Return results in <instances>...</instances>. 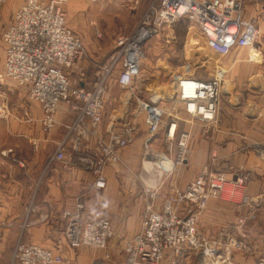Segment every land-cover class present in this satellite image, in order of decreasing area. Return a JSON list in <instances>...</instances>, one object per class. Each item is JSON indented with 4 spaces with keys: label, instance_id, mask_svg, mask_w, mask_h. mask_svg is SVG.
<instances>
[{
    "label": "built area",
    "instance_id": "1",
    "mask_svg": "<svg viewBox=\"0 0 264 264\" xmlns=\"http://www.w3.org/2000/svg\"><path fill=\"white\" fill-rule=\"evenodd\" d=\"M67 1L24 0L3 34L5 73L26 87L31 98L40 103L44 131L51 132L61 124L57 117L61 102L70 106L74 118L65 137L58 141L50 161L91 171L96 190L107 187L106 166L121 159L123 150L134 142L137 133L134 124L117 126L108 135L101 130L106 108L116 102L107 97L106 89V83L114 79L108 77L113 76L116 69L115 80L119 86L131 89L142 75L147 42L163 28L184 18L196 24L208 46L223 56L238 47L256 48L260 34L256 20L245 16L248 0H156L131 33L117 37L114 54L109 62L95 70V80L92 87H88L85 85L88 72L84 67H78L75 78L72 75L87 49L81 36L67 23L64 10ZM4 2L6 0H0V3ZM225 73L226 70L221 68L212 77L204 78L177 72L172 76L170 91L162 93L159 87L153 89L151 86L145 87L143 96L135 95L138 111L145 117L147 147L165 127L164 138L169 149L177 141L181 147L178 161H183L189 133H179L180 124L198 121L209 127L216 121ZM89 140L95 142L98 156L85 154V143ZM34 143L38 147L39 140ZM13 152V148H7L2 154L8 156ZM161 157L160 169L172 171L174 162L171 158L167 154ZM249 178L248 171L228 177L225 172L206 168L186 187L173 188L160 209L155 206L158 192L153 184L146 182L141 228L125 242L124 264H162L167 257L170 264H238L236 254H253L256 249L248 240L245 227L249 221L258 220L254 206L214 238H206L199 231V220L209 201L223 199L226 185H231L229 192L233 196L237 190L242 192ZM242 199L245 201V196ZM64 217L65 236L70 247H107L112 235L111 220L91 214L81 197L73 211L64 212ZM64 263L62 254L23 240L16 243L10 261V264ZM257 264H264V256Z\"/></svg>",
    "mask_w": 264,
    "mask_h": 264
},
{
    "label": "crops",
    "instance_id": "2",
    "mask_svg": "<svg viewBox=\"0 0 264 264\" xmlns=\"http://www.w3.org/2000/svg\"><path fill=\"white\" fill-rule=\"evenodd\" d=\"M253 7L263 8L264 5L248 2L245 6L246 17L257 19L255 15L248 16V9ZM259 16L264 14L260 13ZM13 18L14 15L5 28ZM256 23L260 34L255 49L261 51L262 59L252 60L253 52L247 47L234 48L228 55L217 59V68L226 70L217 104V119L209 127L202 123L191 125L189 122H181L179 133H189L188 144L192 147L190 156H193V168L187 171L181 186L174 183L167 189L170 192L172 188L186 187L194 177L210 167L226 172L229 177L239 171L250 172V178L242 189L247 202L240 205V208L244 210L242 213H247L254 206L262 212L263 218L255 225H246L248 240L255 246L256 251L242 257L236 254L239 264H257L264 256V229L261 226L264 223V17L258 18ZM168 27L174 35L175 41L171 49L176 56L180 54L178 45L182 43L181 40L185 43L189 38L188 42L192 43L190 45L196 46L198 40L204 38L199 27L186 18ZM160 32L147 42L146 47L154 46L150 44L152 40L161 39ZM166 38V41H170L168 35ZM205 54L212 56V52L205 51ZM95 61L98 59L91 52H86L85 58L79 60V64L87 69L88 81L95 77ZM151 74L154 75L143 64L142 75L135 80L131 89L121 88L115 80L119 90L123 91L115 96L111 94V86L109 87L107 97L114 98L116 102L114 108H106L101 127L104 135L121 125L139 124L142 129H147L144 114L138 111L135 95L143 96L146 93L144 84L158 78L151 77ZM92 84L93 81L85 82L88 87H92ZM2 108L0 109L3 110ZM41 117L40 106L33 108V117L30 120L33 125L26 128L31 124L14 122L12 126L17 132L14 134L17 135H11L10 120L6 121L4 114L0 113V264H10L19 240L62 254L65 257L64 264H92L101 259V251L107 250L108 246L70 247L65 236L64 212L73 211L77 199L81 197L91 214L111 220V237L128 240L141 228L146 204L145 184L142 185L141 182L139 187L131 178V181L124 179L121 183L115 176L111 163L105 168L107 187L96 190L93 187L94 175L91 171L68 167L64 162L50 161L58 141L65 137L74 112L68 104L61 102L57 109L61 124L51 132L43 130ZM164 134L165 127L161 128L151 143L156 151L164 148ZM137 139L142 140L140 136ZM36 140H39L37 149L34 146ZM51 143L55 149L48 151L46 148ZM10 147L14 152L4 156L2 151ZM84 148L85 154L94 157L99 155L93 140L87 141ZM190 156L182 161L183 165ZM146 180L152 184L150 180ZM164 195L159 196L156 209L161 208L166 196ZM228 203L223 199L209 201L199 220V231L202 235L214 238L236 219L233 204ZM220 227L222 228L219 229Z\"/></svg>",
    "mask_w": 264,
    "mask_h": 264
},
{
    "label": "rangeland",
    "instance_id": "3",
    "mask_svg": "<svg viewBox=\"0 0 264 264\" xmlns=\"http://www.w3.org/2000/svg\"><path fill=\"white\" fill-rule=\"evenodd\" d=\"M154 1L156 0H68L64 4V10L66 13L68 25L79 36H81L83 44L87 48V52H91L93 57L98 59V61H95V63L97 64L95 69L97 70L98 68H100V66L109 62L110 57L112 56V54H114L117 37L122 34L131 33L135 26L139 23L142 15L147 12ZM23 2L24 0H6V2L0 3V106L2 105L3 107L0 108L4 110L3 111L0 109V113L4 114V118L6 121L10 120L11 130L9 133L11 135H17L14 134L17 132L13 129L12 126L14 122H16L17 124H20L21 122L25 124H31L26 126V128H29L33 125L32 122H30L31 117H33V108L40 106V108L42 109L40 103L31 98L30 93L26 87L20 85L16 80L8 77L5 73L4 61L6 46L3 39V34L6 30V25L11 21L12 16L15 15L16 10L20 7V5H22ZM248 2L255 5H264L263 1H259L258 3L254 0H248L245 6L248 4ZM263 10L264 7H259L257 9L256 7H253L251 9L249 8L248 11L250 13L248 16L255 15L257 19L260 17H264L259 16L260 13L262 15L264 14ZM164 30L165 28H163L161 30L162 32H160L162 33L160 35L161 39L152 40L150 43L157 47H145L147 57L143 61V64H145V68L150 73L154 74H151V77L158 78H156L154 81L149 80L144 84V87L150 88L151 86H153V89L159 87V91L165 93L171 90V80L174 73L179 72L183 74H194L196 76L202 75L211 77L216 73L218 69H221L217 68L219 62V60L217 59L223 56L208 47L207 40L205 38H203V40H198L199 43L196 46L190 45L192 43L188 42L189 38L185 43L183 42V40H181L182 43L178 45L180 54L176 56L172 53L171 49L172 43L175 41L173 32L170 30V27L166 28V31ZM167 35L170 37V41H166L168 40L166 38ZM205 51L212 52V56L205 54ZM259 52L260 53L258 57H260L261 55L260 50ZM261 59L262 58L260 57L259 60H252L260 61ZM119 66L120 64L117 67ZM78 67L85 68L83 64H78L77 68L72 71L73 78H75L74 76H77ZM215 67L217 68L216 70L213 69ZM85 70L87 71L86 68ZM117 74L118 69L115 70L113 76L111 75L108 77V79H114H110L108 83H106V89L108 90L111 86V94L115 96L120 95L123 92L121 91L122 89L119 90L118 86L116 85L115 77ZM88 78L89 75L87 77V80ZM94 80L95 77L90 81ZM166 105H168L167 102ZM114 107L115 103L110 106L109 109ZM193 123L196 124L200 122H190L191 125ZM136 127L137 133L134 142H132L123 150L121 159L117 163H112L111 165L114 167L115 176L120 179V182L124 179L130 180L131 178L136 181V183H138L139 187H141V182L143 185L147 182L146 179L150 180V182L155 187V191L158 192V198L155 200L156 206L159 196L161 195L162 197L164 194L167 196V194L169 193L167 189H169L172 184L174 185V183L181 186L183 184V178L187 171L192 170L193 156H190L192 147L188 144L185 158L190 156L188 160L189 163L187 162L183 165L182 161H178V155L181 151V147H179L177 141L173 143L171 149H169L168 143L164 142V148L162 149V151H156L154 149L155 146L153 145V147L151 145L155 137L151 140L147 147L146 141L145 143H143V136L145 134H148L147 129H142L139 124H137ZM139 136L142 138V140L137 141V138ZM34 146L36 149L38 148L35 144ZM55 148L54 144L51 143L47 146L46 149L48 151H52ZM69 151V148H67V155ZM162 154H167L174 162V169L172 171L163 172L160 169L161 167L159 166V162L162 160ZM148 161L151 162L150 166H147L146 164V162ZM177 166H180L181 168ZM213 169L218 170L215 168ZM230 188L231 185H226V191L222 194V198L223 201L229 202L228 204H233L232 206L234 207V214L236 216V219L234 221H236L238 217L244 216L246 214V212L242 213V211L244 210L240 208V205L246 203L247 201H244L242 199L243 194L241 190H237L236 194L233 196L229 192L232 190V188ZM175 189H177V187ZM256 213L258 220H262V212L257 209ZM258 220H251L248 224L255 225ZM222 227H220L219 229H221ZM110 237L108 238L107 242V250H102L101 253L103 254H101V259L99 261H94L93 263L123 264L125 255L124 247L127 240L114 238V236H112L111 238ZM205 237L211 238V236ZM237 255H239V257H242V254ZM235 261L239 264L237 258H235ZM162 264H170L169 258L167 257L166 259H164Z\"/></svg>",
    "mask_w": 264,
    "mask_h": 264
},
{
    "label": "bare ground",
    "instance_id": "4",
    "mask_svg": "<svg viewBox=\"0 0 264 264\" xmlns=\"http://www.w3.org/2000/svg\"><path fill=\"white\" fill-rule=\"evenodd\" d=\"M207 45H208V44H207ZM208 47H209V46H208ZM256 48H257V47H256ZM212 50H213V49H212ZM252 52H253V53L251 54L252 59H255V60L258 59V58H259L258 56H259V53H260L259 50L253 48V49H252ZM146 164H147V166H148V165L150 166V165H151V162L148 161V162H146ZM166 165H167V166H170L168 163H167ZM230 189H231V188H230ZM228 191H229V190H228Z\"/></svg>",
    "mask_w": 264,
    "mask_h": 264
},
{
    "label": "water",
    "instance_id": "5",
    "mask_svg": "<svg viewBox=\"0 0 264 264\" xmlns=\"http://www.w3.org/2000/svg\"><path fill=\"white\" fill-rule=\"evenodd\" d=\"M262 228L264 229V223L261 224Z\"/></svg>",
    "mask_w": 264,
    "mask_h": 264
}]
</instances>
